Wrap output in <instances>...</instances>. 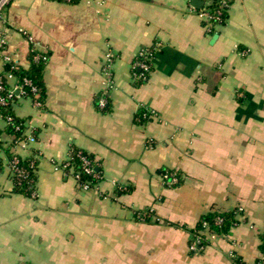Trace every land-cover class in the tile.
I'll list each match as a JSON object with an SVG mask.
<instances>
[{
    "label": "crops",
    "instance_id": "0c3cea01",
    "mask_svg": "<svg viewBox=\"0 0 264 264\" xmlns=\"http://www.w3.org/2000/svg\"><path fill=\"white\" fill-rule=\"evenodd\" d=\"M199 1L12 0L4 9L0 73L5 56L29 68L32 48L49 60L43 106L30 97L13 106L37 141L14 146L0 119V264H264V0H228L212 34ZM108 46L115 86L101 108ZM157 46L138 79L137 53ZM72 146L96 162L91 189L60 166ZM11 147L40 154L35 196L13 191ZM165 171L179 183L165 185ZM232 210L238 223L191 251L202 216Z\"/></svg>",
    "mask_w": 264,
    "mask_h": 264
},
{
    "label": "built area",
    "instance_id": "2783aa9c",
    "mask_svg": "<svg viewBox=\"0 0 264 264\" xmlns=\"http://www.w3.org/2000/svg\"><path fill=\"white\" fill-rule=\"evenodd\" d=\"M12 0H0V20H3L4 15V9L11 3ZM70 1V0H67ZM205 3L203 7L199 10V15L203 20V26L207 33L212 34L215 30V27H218L223 24L225 20V15L227 12V9L229 7V1L228 0H204ZM0 49L5 50L6 49V39L1 38L0 39ZM158 50V46L154 49H141L135 58V61L133 63V67L136 69H139V73H135V77L141 80H145L147 78V74L151 70V59L155 52ZM32 52H37L33 59L35 61H43L44 63H47L49 60V55L47 52H40L37 51L35 48H32ZM117 58L116 53L113 51L111 47H107V50L104 54L103 59V66H102V75L105 78V89L98 101V105L101 108H105L109 103V97L108 93L109 90L114 88L115 82H114V64L115 60ZM5 60L7 62V65L10 66L9 69L5 71V73H0V119L4 120L7 125H13L14 122V116L13 115H3L1 112L2 107L6 106H14L16 101L20 97H29L27 94V91L25 89V85H30L31 80L28 78H25L22 82H19L18 76L16 75L15 71L21 67L11 56H5ZM15 80L14 84H11V81ZM33 90H36L33 87ZM32 98V97H30ZM33 99V98H32ZM34 103L37 107H42L43 103L34 100ZM153 113V112H152ZM148 116L147 113L144 114V118ZM16 129H22V138L19 139L14 146L17 145H23V146H30L31 144L35 143L37 141V137L35 133H30L27 135L25 133V122L22 121L18 125H16ZM2 138L0 136V148L2 145ZM39 153L33 154L34 160H38ZM79 158L81 159V169H76L75 165L72 162L73 159V151L72 147L69 151L68 159L63 162L60 166L63 168L66 173L69 175L71 174L76 181L79 183L80 187L84 189H91L93 186L97 185L98 180L101 178V175L96 170V162L93 159H90L87 157V155L79 152L77 153ZM35 162V161H34ZM8 165L11 169L12 175H19L23 176L24 172L21 169H17L15 167L14 163L8 162ZM85 172L88 175L92 176V179H86L82 180V173ZM163 182L167 186H175L180 181V176L178 171H165L162 174ZM36 192L32 196H35ZM239 213L241 212V208L237 210ZM151 212H145L143 213V218L150 217ZM223 219L218 217L216 219V224L221 225ZM220 235L215 229H213L208 222H203L202 227L199 228L194 236V240L192 241L190 245L191 251L198 253L204 250L206 245L209 243L208 241L211 238L217 237ZM234 256V255H233ZM235 257V256H234Z\"/></svg>",
    "mask_w": 264,
    "mask_h": 264
},
{
    "label": "trees",
    "instance_id": "16d2710c",
    "mask_svg": "<svg viewBox=\"0 0 264 264\" xmlns=\"http://www.w3.org/2000/svg\"><path fill=\"white\" fill-rule=\"evenodd\" d=\"M78 0H70L69 2H77ZM37 52H31L30 54V60L31 65L29 68H23L19 67L18 70L15 71L16 75L18 76L19 82L23 83V80L25 78H28L31 80L30 85H25V89L27 91V95L29 97H32L34 100L39 101L44 104L45 98H46V85L44 81V67L45 63L43 61H35L33 59L34 55ZM10 66L7 65V69H9ZM6 69V70H7ZM33 87L36 90H33ZM1 112L3 115H13L14 116V124L13 125H7L6 124V131L13 135V145L22 138V129L17 130L16 125L21 123L23 120L17 117L14 114L13 107L12 106H6L2 107ZM11 148H8L6 150L8 155V162H12L15 164V167L17 169H21L24 173L23 176L19 175H12L11 178L14 183L13 191L17 193L24 194L26 196H32L36 190V181L37 177L35 174V169L38 164V160H34L33 156L28 158H22L19 156L15 150ZM73 151V159L72 162L75 165L76 169H81V159L77 155V153L81 152L85 155H87L88 158L93 159L91 155H89L86 151L72 146ZM35 161V162H34ZM3 168V161L0 158V172ZM86 179H92L91 175H88L87 173H82V180ZM93 180V179H92ZM94 181V180H93ZM220 217L223 219L221 225L216 224V219ZM203 222H208V224L215 229L219 234H225L227 233L233 226H235L238 223V219L236 217V211H227V212H210L202 216L201 221H199L198 227L201 228ZM262 250L264 251V234L262 235ZM236 264H245L242 261L237 260ZM255 264H263V260H258Z\"/></svg>",
    "mask_w": 264,
    "mask_h": 264
},
{
    "label": "water",
    "instance_id": "95a60500",
    "mask_svg": "<svg viewBox=\"0 0 264 264\" xmlns=\"http://www.w3.org/2000/svg\"><path fill=\"white\" fill-rule=\"evenodd\" d=\"M194 1H196L198 4L200 3V1H199V0H194Z\"/></svg>",
    "mask_w": 264,
    "mask_h": 264
}]
</instances>
